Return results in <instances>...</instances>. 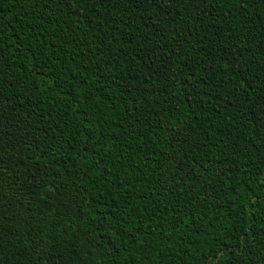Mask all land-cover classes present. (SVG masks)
<instances>
[{
	"label": "trees",
	"instance_id": "trees-1",
	"mask_svg": "<svg viewBox=\"0 0 264 264\" xmlns=\"http://www.w3.org/2000/svg\"><path fill=\"white\" fill-rule=\"evenodd\" d=\"M0 264H264V0H0Z\"/></svg>",
	"mask_w": 264,
	"mask_h": 264
}]
</instances>
